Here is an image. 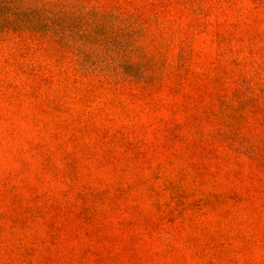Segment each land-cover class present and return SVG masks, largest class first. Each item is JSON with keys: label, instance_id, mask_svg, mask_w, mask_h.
<instances>
[{"label": "rangeland", "instance_id": "obj_1", "mask_svg": "<svg viewBox=\"0 0 264 264\" xmlns=\"http://www.w3.org/2000/svg\"><path fill=\"white\" fill-rule=\"evenodd\" d=\"M202 1L160 10L150 90L0 42V264H264V9Z\"/></svg>", "mask_w": 264, "mask_h": 264}, {"label": "trees", "instance_id": "obj_2", "mask_svg": "<svg viewBox=\"0 0 264 264\" xmlns=\"http://www.w3.org/2000/svg\"><path fill=\"white\" fill-rule=\"evenodd\" d=\"M120 1L130 3L133 11ZM218 1L223 5L229 0ZM251 1L264 9V0ZM171 3L207 12L202 0H0V42L11 40L22 50L30 47L46 61L50 54L55 56L64 67L63 80L73 84L109 91L129 85L150 90L174 73L165 62L171 55L159 33L160 10ZM181 44L188 55L190 45ZM18 67L34 77L53 78L36 63ZM257 144L249 148L264 149V141Z\"/></svg>", "mask_w": 264, "mask_h": 264}]
</instances>
